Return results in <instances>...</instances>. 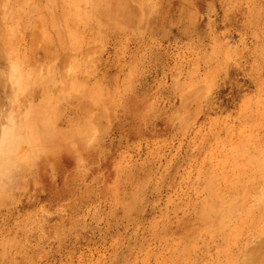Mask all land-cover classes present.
<instances>
[{
    "label": "rangeland",
    "instance_id": "374dc122",
    "mask_svg": "<svg viewBox=\"0 0 264 264\" xmlns=\"http://www.w3.org/2000/svg\"><path fill=\"white\" fill-rule=\"evenodd\" d=\"M49 1H0V264L263 259L264 0Z\"/></svg>",
    "mask_w": 264,
    "mask_h": 264
},
{
    "label": "bare ground",
    "instance_id": "6f19581e",
    "mask_svg": "<svg viewBox=\"0 0 264 264\" xmlns=\"http://www.w3.org/2000/svg\"><path fill=\"white\" fill-rule=\"evenodd\" d=\"M0 1H1V0H0ZM48 1H49V0H48ZM49 2H51V1H49ZM0 4H1V3H0ZM52 4H53V2H52ZM56 4H57V3H56ZM50 6H51V5H50ZM52 6H53V5H52ZM53 7H54V6H53ZM120 7H121V6H120ZM118 9H119V7H118ZM120 10L123 11L124 9H120ZM0 12H1V9H0ZM54 12H55V11H54ZM108 14H109V13H108ZM0 15H1V13H0ZM123 17H124V16H123ZM125 17H126V15H125ZM0 18H1V16H0ZM0 20H2V19H0ZM99 23H100V22H99ZM107 25H108V24H107ZM109 25H110V24H109ZM117 26H118V25H117ZM1 28H2V26H0V30L2 31V29H3V31H4V28H2V29H1ZM5 28H6V27H5ZM115 28H116V27H115ZM54 29H55V28H54ZM1 31H0V32H1ZM138 32H139V31H138ZM3 33H4V32H3ZM1 34H2V33H0V35H1ZM60 35H61V34H60ZM63 35H64V34H63ZM2 36H3V34H2ZM61 36H62V35H61ZM26 39H27V38H26ZM35 40H36V39H35ZM38 40H39V39H38ZM65 40H66V39H65ZM0 41H1V40H0ZM4 41H5V39H4ZM5 42H6V41H5ZM29 42H31V41H29ZM34 43H35V42H34ZM26 44H27V43H26ZM26 44H25V45H26ZM31 44H33V43H31ZM0 46H1V45H0ZM40 47H41V46H40ZM40 47H38V48H39V51H40ZM38 48H37V50H38ZM96 48H97V46H96ZM93 49H94V48H93ZM4 50H5V48H4ZM20 50H22V49H20ZM37 50L35 49L34 53H35ZM67 50H68V49H67ZM68 51H69V50H68ZM1 52H2V50H1ZM5 52H6V51H4V53H5ZM25 53H26V52H25ZM36 53H37V52H36ZM36 53H35L34 55H36ZM64 53H65V52H64ZM31 55H32V54H31ZM42 55H43V54H42ZM3 56H4V55H2V57H3ZM5 56H6V55H5ZM67 56L70 57V55H68V54H67ZM19 57H20V56H19ZM33 57H34V56H33ZM43 57H44V56H43ZM64 57H65V56H64ZM4 58H5V57H4ZM4 58H3V59H4ZM0 60H2V59H0ZM7 60H8V59H7ZM33 60H35V59H33ZM43 60H44V59H43ZM2 61H4V60H2ZM35 61H36V60H35ZM41 61H42V59H41ZM26 62H27V61H25V63H26ZM31 62H33V61H31ZM36 62H37V61H36ZM63 62H64V60H63ZM110 62H111V61H110ZM5 63H6V62H5ZM15 63H17V62H15ZM16 65H17V64H16ZM18 65H19V64H18ZM26 65H28V64H26ZM31 65H32V64H31ZM63 66H64V64H63ZM6 67H7V66H6ZM6 67H5V68H6ZM20 67H21V66H20ZM20 67H19V68H20ZM28 67H29V66H28ZM32 67H33V66H32ZM64 67H65V66H64ZM0 68H1V67H0ZM15 68H16V70L18 69L17 67H15ZM3 69H4V66H3ZM7 69H8V68H7ZM4 70H5V69H4ZM19 70H20V69H19ZM19 70H18V71H19ZM26 70H27V69H26ZM9 71H10V70H9ZM27 71H28V70H27ZM29 71H30V70H29ZM29 71H28V72H29ZM57 71H58V70H57ZM1 72H3V71H1ZM5 72H6V71H5ZM5 72H3V75H4ZM14 72H15V70H14ZM19 72H20V71H19ZM32 72H33V71H32ZM17 74H18V73H17ZM19 74H20V73H19ZM34 74H35V73H34ZM99 74H100V73H99ZM10 75H11V77H12L14 83H16V84H18V82H20V80H21V78H22V76L19 75L21 78H19V81L17 82L16 79L13 77V75H12V74H10ZM22 75H23V74H22ZM32 75H33V74H32ZM62 75H63V74H62ZM0 76L2 77V75H0ZM8 76H9V73H8ZM28 76H29L28 74H27L26 76H24V80H23L24 82H22L23 85L25 84V82H26ZM52 76H53V75H52ZM77 76H78V75H77ZM3 77H6V75L3 76ZM17 78H18V77H17ZM29 78H30V76H29ZM34 78H35V76H34ZM79 78H80V77H79ZM1 79H2V78H1ZM8 80H9V79H8ZM87 80H88V79H87ZM32 81H33V79H32ZM2 82H3V87H4V80H2ZM5 82H6V80H5ZM12 84H13V83H12ZM16 84H15V85H16ZM88 84H89V83H88ZM70 87H71V86H69V88H70ZM61 88H62V87H61ZM65 89H66V88H65ZM68 90H69V89H68ZM70 90H71V89H70ZM91 90H92V89H91ZM3 91H4V88H3ZM5 92H6V91H5ZM2 93H4V92H2ZM7 93H8V92H7ZM15 93H16V92H15ZM109 93H110V92H109ZM74 94H75V93H74ZM4 95H5V94H4ZM108 95H109V94H108ZM89 98H90V97H89ZM94 98H95V97H94ZM107 98H108V97H107ZM90 99H92V101L94 100L93 98H90ZM192 99H193V98H192ZM95 101H97V100L95 99ZM104 101H105V100H104ZM104 101H103V102H104ZM96 104H97V103H96ZM102 105H104V104H102ZM101 110H102V109H101ZM247 113H248V112H247ZM197 114H198V113H197ZM96 116H97V115H96ZM100 116H101V115H100ZM250 118H251V117H250ZM98 120H99V119H98ZM187 120H188V119H187ZM187 120H186V121H187ZM53 121H54V120H53ZM54 124H55V123H54ZM55 127H56V125H55ZM183 131H184V130H183ZM183 133H184V132H183ZM208 137H209V136H208ZM213 144H214V143H213ZM253 144H254V143H253ZM255 145H256V144H255ZM251 148H252V147H251ZM256 148H257V147H256ZM259 149H260V147H259ZM259 149H258V150H259ZM237 150H238V149H237ZM254 150H255V149H254ZM262 150H263V149H262ZM232 152H234V151H232ZM257 152H258V151H257ZM235 153H237V152H235ZM235 153H234V154H235ZM242 153H243V152H242ZM255 153H256V152H255ZM234 154H233V155H234ZM259 154H260V153H259ZM263 154H264V153H263ZM263 154H262V155H263ZM241 155H242V154H241ZM252 155H253V154H252ZM245 156H246V155H245ZM245 156H244V157H245ZM255 156H256V155H255ZM250 157H251V156H250ZM259 157H260V156H259ZM262 157H263V156H262ZM256 158H257V157H256ZM247 159H248V157H247ZM263 159H264V157H263ZM238 160H239V159H238ZM258 160H259V159H258ZM227 163H228V162H227ZM251 164H252V163H251ZM256 164H257V163H256ZM253 165H254V164H253ZM253 167H254V166H253ZM263 167H264V166H263ZM218 168H219V167H218ZM247 168H248V167H247ZM217 170H218V169H217ZM251 170H252V169H251ZM253 170H254V169H253ZM215 172H216V171H215ZM248 172H249V171H248ZM218 174H219V173H218ZM224 174H225V173H224ZM241 174H242V173H241ZM256 174H257V173H256ZM182 175H183V174H182ZM238 175H240V174H237V176H238ZM262 175H264V174H262ZM241 176H242V175H241ZM249 176H250V175H249ZM254 176H255V175H254ZM256 176H257V175H256ZM258 176H259V175H258ZM237 178H238V177H237ZM245 178H246V177H245ZM256 178H257V177H256ZM228 179H229V177H228ZM262 179H264V178H262ZM231 180H232V179H231ZM255 180H256V179H255ZM154 181H155V180H154ZM238 182H239V180H238ZM250 182H251V181H250ZM250 182H249V183H250ZM254 182H255V181H254ZM222 183H223V182H222ZM239 183H240V182H239ZM217 184H218V182H217ZM226 185H227V184H226ZM235 185H236V183H235ZM249 185H250V184H249ZM258 186H259V185H258ZM261 186H262V185H261ZM234 187H235V186H234ZM246 187H247V186H246ZM229 188H230V187H229ZM255 188H257V187H255ZM258 188H259V187H258ZM208 189H209V188H208ZM220 189H221V188H220ZM226 189H227V188H226ZM246 189H247V188H246ZM224 190H225V189H224ZM222 191H223V190H222ZM231 191H232V190H231ZM204 192H205V191H204ZM229 192H230V191H229ZM251 192H252V191H251ZM217 193H218V192H217ZM233 193H234V192H233ZM263 193H264V192H263ZM249 195H250V194H249ZM143 196H144V195H143ZM263 196H264V195H263ZM200 197H201V196H200ZM228 197H229V196H228ZM228 197H227V198H228ZM145 198H146V197H145ZM219 198H220V197L218 196V199H219ZM230 198H232V197H230ZM230 198H229V199H230ZM258 199H259V198H258ZM233 200H234V199H233ZM259 200H260V199H259ZM227 201H228V200H227ZM229 201H230V200H229ZM242 201H243V200H242ZM255 201H256V200H255ZM221 202H222V201H221ZM221 202H220V203H221ZM234 204H235V203H234ZM237 205H238V203H236V206H237ZM240 205H241V204H240ZM226 206H227V205H226ZM243 206H244V205H243ZM208 208H209V207H208ZM222 208H223V207H222ZM212 209H213V208H212ZM219 209H220V208H219ZM219 209H218V210H219ZM209 210H210V208H209ZM213 210H214V209H213ZM215 210H217V209H215ZM223 211H224V210H223ZM224 212H225V211H224ZM230 213H231V212H230ZM210 215H211V214H210ZM220 215H221V214H220ZM229 215H230V214H229ZM222 216H223V215H222ZM219 217H220V216H219ZM220 218H221V217H220ZM225 218H226V217H225ZM222 219H224V218H222ZM219 220H220V219H219ZM219 220H217L218 223H219ZM261 220H262V219H261ZM222 223H223V222H222ZM220 224H221V223H220ZM223 224H225V223H223ZM218 225H219V224H218ZM225 225H226V224H225ZM223 226H224V225H223ZM232 228H233V227H232ZM231 230H232V229H231ZM236 230H237V229H236ZM238 230H239V229H238ZM243 231H244V230H243ZM237 233H238V232H237ZM260 233H261V232H260ZM234 234H235V233H234ZM242 234H243V233H242ZM242 234H241V235H242ZM261 234H263V232H262ZM235 236H236V235H235ZM259 236H260V235H259ZM240 237H241V236H240ZM244 237H245V236H244ZM244 237H243V238H244ZM232 238H233V237H232ZM241 238H242V237H241ZM243 238H242V239H243ZM258 238H259V237H258ZM235 239H236V238H235ZM191 240H192V239H191ZM237 240H238V239H237ZM255 241H257V238H256ZM233 242H234V241H233ZM240 242H241V241H240ZM243 242H244V240H243ZM182 243H183V242H182ZM259 243H260V242L258 241V244H259ZM262 243H263V242H262ZM236 244H237V243H236ZM254 244H255V243H254ZM258 244H256V245H258ZM175 245H176V244H175ZM175 245H174V246H175ZM240 245H241V243H240ZM259 245H260V244H259ZM263 245H264V244H263ZM237 246H238V245H237ZM246 246H247V244H246ZM250 246H251V245H250ZM252 247H253V246H252ZM256 247H257V246H256ZM256 247H254V248H256ZM262 247H263V246H262ZM262 247H261V248H262ZM259 248H260V246H259ZM261 248H260V249H261ZM168 249H169V248H168ZM239 249H240V248H239ZM193 250H194V249H193ZM258 251H259V250H258ZM182 253H183V252H182ZM226 253H227V252H226ZM243 253H244V252H243ZM228 257H229V256H228ZM249 257H250V256H249ZM249 257H248V258H249ZM244 258H246V256H245ZM250 258H251V257H250ZM163 259H164V258H163ZM189 259H191V258H189ZM246 260H247V259H246ZM249 260H250V259H249ZM249 260H247V263L250 262L249 264H255V263H256V264H264V258L259 260V259H257L255 256H253V257L251 258V260H250V261H249ZM248 261H249V262H248ZM245 262H246V261H245ZM159 263H160V262H159ZM226 263H227V262H226ZM174 264H175V263H174ZM180 264H181V263H180Z\"/></svg>",
    "mask_w": 264,
    "mask_h": 264
}]
</instances>
